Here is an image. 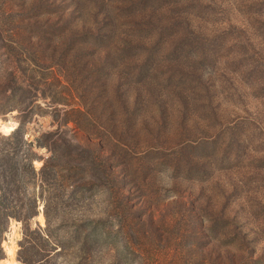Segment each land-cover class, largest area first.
Listing matches in <instances>:
<instances>
[{"label":"rangeland","instance_id":"374dc122","mask_svg":"<svg viewBox=\"0 0 264 264\" xmlns=\"http://www.w3.org/2000/svg\"><path fill=\"white\" fill-rule=\"evenodd\" d=\"M14 200L0 264H264V0H0Z\"/></svg>","mask_w":264,"mask_h":264},{"label":"trees","instance_id":"16d2710c","mask_svg":"<svg viewBox=\"0 0 264 264\" xmlns=\"http://www.w3.org/2000/svg\"><path fill=\"white\" fill-rule=\"evenodd\" d=\"M17 129V128H16ZM14 129L12 131V133L8 136L7 139H12V137L14 136L15 130ZM43 146V145H42ZM47 151H50L51 149L49 147H46ZM37 160H41L40 158H37ZM30 171L32 172V174L40 181L42 182V180L45 178V172L47 170V165H48V160L47 161H43V164L41 166V168L38 170V172L35 171V169L33 168L31 161H30ZM14 180H15V176L14 175H10L8 178L4 179L2 181V184H4V188L9 190V188L12 186H14ZM10 191V190H9ZM20 201L18 200H14V201H9L7 207H1L0 206V216L4 217L6 219V221H8V219L10 217L15 216L14 212H16L17 209H19V206H16V203H19ZM32 206L27 209V212L29 214L33 213V209H35V202L32 201ZM15 205V206H14Z\"/></svg>","mask_w":264,"mask_h":264},{"label":"bare ground","instance_id":"6f19581e","mask_svg":"<svg viewBox=\"0 0 264 264\" xmlns=\"http://www.w3.org/2000/svg\"><path fill=\"white\" fill-rule=\"evenodd\" d=\"M15 127H9V128H6L5 131H6V134H9L11 131L14 130Z\"/></svg>","mask_w":264,"mask_h":264}]
</instances>
